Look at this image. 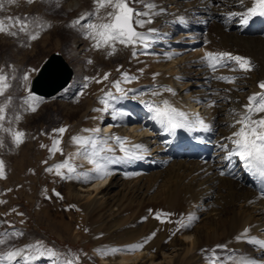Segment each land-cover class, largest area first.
Returning a JSON list of instances; mask_svg holds the SVG:
<instances>
[{"label": "bare ground", "instance_id": "bare-ground-1", "mask_svg": "<svg viewBox=\"0 0 264 264\" xmlns=\"http://www.w3.org/2000/svg\"><path fill=\"white\" fill-rule=\"evenodd\" d=\"M58 1L81 15L87 13L90 2L94 8L93 0ZM155 3L165 12L156 16L153 24L138 30L157 29L158 42L148 49L138 46L136 57L131 47L119 44L113 55H109L110 50L106 48H94L92 53L98 59V71L89 79L80 78L66 91L62 101L57 102L65 118L60 127L67 129L59 137L64 154L58 152L53 156L57 163L80 151L72 137L92 135L83 130L96 128L100 129L101 138L119 135L128 137L131 144L144 145L146 150L140 153L143 159L111 165L113 174L106 179L87 182L84 177L66 179L67 200L73 202L76 209L79 208L77 212L87 220L88 232L98 249L122 248L143 241L155 232L141 251L114 256H101L96 252L101 264H210L213 245H227L236 257L243 255L264 261V250L236 240L246 228L251 229L249 235L264 239L261 179L247 173L237 158L232 162L226 160V152L221 148L222 144L231 147V141L226 138L236 130L232 127V110L242 112L248 96L260 91L257 85L264 81V17H254L243 25L240 17L229 16L231 12H243L251 0H245L244 5L239 0H155ZM106 11L101 10V16ZM181 16L187 19V25L176 22ZM83 40L79 37L71 40L72 54L77 61L86 55ZM206 51L248 57L254 69L247 73L232 71L235 65L230 63L213 73L202 62ZM169 53L174 54L172 59L167 58ZM69 67L72 74L74 70L83 73L84 68L79 63L74 70ZM125 72L137 77L130 83L122 82L121 87L130 90L126 97L114 87V82L122 80ZM156 73L159 75L153 78ZM105 74H109L107 80L103 79ZM219 76L236 77V80L227 83L216 78ZM163 86L173 88L176 95L166 92L161 96L151 95L158 89L162 91ZM64 88L58 92L65 91ZM109 91L117 97L112 102L115 112L112 109L94 111L103 107L99 101ZM224 91L231 96L230 100L224 98ZM58 92L45 97H53ZM163 99H169L189 114H199L212 125V130H169L151 119L152 113L146 105L160 103ZM213 101L215 106H212ZM119 112L130 115L113 119ZM52 137L56 138V134ZM109 144L115 147L114 141ZM116 155L122 154L117 151ZM22 160L20 157L14 164L19 174L23 169ZM75 164L81 173L93 168L82 157L75 158ZM222 170L226 173L223 176L220 175ZM158 213L171 215L157 219ZM189 214L199 219L191 228L172 235L179 227L176 221L186 222ZM161 220L166 222L161 223Z\"/></svg>", "mask_w": 264, "mask_h": 264}, {"label": "snow or ice", "instance_id": "snow-or-ice-1", "mask_svg": "<svg viewBox=\"0 0 264 264\" xmlns=\"http://www.w3.org/2000/svg\"><path fill=\"white\" fill-rule=\"evenodd\" d=\"M34 0H27V3L31 4ZM9 4L16 3V0H8ZM94 10L86 14H82L79 19L72 22V27L81 25L84 29V36L86 39L93 41V47L97 50L102 48L110 49L109 55H113L117 48V44L124 47H131L133 49L132 55L136 57L137 47L143 49L150 48L154 43L158 42V30L155 28H148L146 31H139L138 29L145 28L146 25L153 24L154 18L165 12V9L159 8L154 0H93ZM241 5L245 4V0H239ZM132 4L143 5V10L140 8L132 7ZM4 4L0 2V8H3ZM107 9L105 14L101 16V10ZM158 9V10H157ZM229 16L240 17V23L247 25L250 19L254 17H264V0H251L250 6H247L243 12H231ZM87 20V23L82 21ZM98 21V22H97ZM182 25H187L188 21L185 17L181 16L176 21ZM30 22L27 19H21L20 17H7V22L4 19H0V33L16 36L18 33L12 31L13 28H18L20 32L28 33ZM39 27L43 28L44 25L40 24ZM50 27V25H48ZM32 40L39 38L40 33H29ZM172 53L167 54L168 59L173 58ZM204 65L215 73L221 68L228 67L229 64H234L235 67L231 68L232 71L251 72L254 69V64L250 58L244 56L233 55L229 52L214 53L206 51L202 57ZM91 63V61H89ZM32 71H36L33 69ZM143 71V70H141ZM109 74H105L104 80L108 79ZM159 73L154 74V77ZM227 83H235L236 77L219 76L216 77ZM11 79L9 75L0 68V97H5L6 92L11 88ZM29 76L25 75L24 80H28ZM137 77L130 76L127 72L122 74V80L114 82L116 92L121 96H127L126 90L121 87L123 83H130ZM102 82V81H97ZM260 91L254 92L248 96V102L243 105L242 112L234 113V123L232 125L236 130L233 131L231 136L226 139L231 141V147L227 144H222L221 148L225 150V159L232 162L234 158H237L243 169L252 175L253 177H259L261 182L264 183V81H260L257 85ZM29 95L24 99V104L28 107L26 111L35 112L37 110L36 104L33 101H39L42 98L36 97L31 89H28ZM170 93L175 96L176 92L173 88L163 86L162 91L156 90L151 93L152 96H161L163 93ZM117 97L111 92H107L103 98L100 99L102 108L94 109V111L109 112L112 109L115 112L113 101ZM12 97L8 96L5 102L0 103V132L8 134L12 143L19 147L24 143L26 133L18 128L8 126L14 122H18L22 119L20 114H16L13 119H9L7 116V110L11 105ZM212 106H215V101L212 102ZM149 112L152 113L151 119L159 122L161 125H165L169 130H175L178 128H199L203 131H211L212 125L206 122L199 114H189L180 108L176 107L169 99H163L160 103H148L146 105ZM130 115L126 112H119L113 115V119H122ZM67 131L66 127H60L53 129L54 134H58L53 139L51 147L48 149L51 155L60 153L63 155V149L60 147L62 140L61 137ZM85 133H91L89 136H74L72 142L78 146L80 151L75 154H69V156L63 161L53 165L46 169L47 172L53 173L62 179H71L73 177H84L85 182L89 179H106L113 173L110 171V166L114 164L128 163L133 160L143 159L140 154L146 150L142 144H131L128 137H121L119 135H111L104 138L100 137V129H84ZM109 141H114L115 147L109 144ZM0 147H5L3 139H0ZM41 147H48L47 145H41ZM119 151L122 155H116ZM82 157L88 161L93 168L90 172L81 173L78 172V166L75 164V158ZM47 163V161H44ZM225 171H221L220 175H225ZM134 174H129V176ZM6 164L3 159H0V179H6ZM55 195L62 199L59 192ZM264 195V192H262ZM51 199V197H48ZM6 203V201H0V204ZM70 207H75L70 206ZM15 211V209H13ZM23 215L22 213H19ZM161 215L168 217L169 213H158L157 219L161 218ZM146 219V217H145ZM199 217L194 214H189L184 220L176 221L179 227L172 233L181 229L191 228ZM166 222L161 220V223ZM171 222V221H167ZM251 229L246 228L244 231L236 237L237 241H244L255 247L264 250V239L258 236L249 235ZM23 232H4L0 234V245H4L9 237L23 236ZM155 236V232L151 236L146 237L143 241L126 245L124 247L113 248H100L96 252L101 256H114L121 253H135L143 250L145 245ZM216 249H227V245H217ZM216 249L212 250V255L209 257L210 264H224V261L216 253ZM86 255V254H85ZM41 259H50L53 264H81L80 255L77 253H61L56 249L47 247L43 241H36L32 244H27L20 248H9L8 250L0 253V264H35L36 261ZM227 260L231 264H264V261H258L254 257L248 256H229Z\"/></svg>", "mask_w": 264, "mask_h": 264}, {"label": "rangeland", "instance_id": "rangeland-1", "mask_svg": "<svg viewBox=\"0 0 264 264\" xmlns=\"http://www.w3.org/2000/svg\"><path fill=\"white\" fill-rule=\"evenodd\" d=\"M0 1L6 2L4 7L0 8V19L7 22V17L11 16L27 19L30 22L28 33L20 32L18 28L12 29L18 33L16 36L0 33V68L10 78L14 77L10 81L11 88L6 92L5 97H0V103L5 102L8 96L12 97L11 105L7 110L8 118L13 119L18 113L22 116L18 122L12 125L6 123L5 126L18 129L22 127L26 133L24 143L16 147L8 134L0 132V139H3L5 145L0 147V159L5 161L7 177L0 179V201H6L0 204V234L14 231L24 233L23 236L9 237L4 245H0V253L9 248L43 241L47 247L54 248L58 252L67 254L71 251L79 254L81 264H101L96 253L98 248L88 232L87 220L84 221L83 214L77 212L79 208L76 209V205L67 200V188L64 187L68 184L66 179L56 176L54 172L46 171L57 163L48 150L54 139L53 129L60 128L65 119L57 102L62 101L70 86L76 85L83 78L93 77L98 71L99 63L96 62L98 59L96 60L93 54V41L85 38L81 25L71 26L72 22L81 15L80 12L64 7L58 0H34L31 4L22 0L13 4H9L8 0ZM131 6L143 7L137 4ZM93 10L90 2L86 12ZM40 24L44 27H39ZM35 32L40 33L39 38L32 40L29 33ZM204 34L206 36V33ZM77 37L84 39L86 53L78 61L72 54L73 41H71ZM53 52L61 53L73 70L77 63L81 64L82 69L84 68L83 73L74 70L68 89L64 88L65 91L62 90L53 97L41 96L31 91L42 99L33 101L37 106L35 112L26 111L28 106L24 104V99L29 95L28 89H31L32 79ZM115 63L122 66V63ZM33 69L36 71H32ZM25 75L29 76L27 81L24 80ZM222 93L227 101L231 99L225 91ZM42 144L48 147H41ZM43 150L45 151L40 159ZM20 157L23 158V169L19 174L14 164ZM56 192L61 194L62 199L55 195ZM73 205L75 207H70ZM213 246L211 251L216 249V246ZM216 253L224 263H229L227 257L235 256L234 251L228 248L216 249ZM35 264H53V261L41 259Z\"/></svg>", "mask_w": 264, "mask_h": 264}, {"label": "water", "instance_id": "water-1", "mask_svg": "<svg viewBox=\"0 0 264 264\" xmlns=\"http://www.w3.org/2000/svg\"><path fill=\"white\" fill-rule=\"evenodd\" d=\"M72 76L71 68L62 54L54 52L32 80L31 89L34 93L49 96L68 85Z\"/></svg>", "mask_w": 264, "mask_h": 264}]
</instances>
